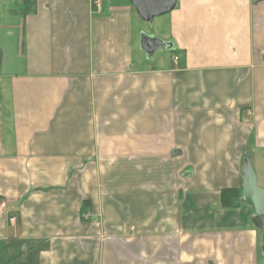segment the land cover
I'll return each instance as SVG.
<instances>
[{
  "label": "crops",
  "instance_id": "crops-1",
  "mask_svg": "<svg viewBox=\"0 0 264 264\" xmlns=\"http://www.w3.org/2000/svg\"><path fill=\"white\" fill-rule=\"evenodd\" d=\"M21 1L0 0V264H264L252 206L220 204L264 161V0H177L169 58L129 0Z\"/></svg>",
  "mask_w": 264,
  "mask_h": 264
},
{
  "label": "water",
  "instance_id": "water-1",
  "mask_svg": "<svg viewBox=\"0 0 264 264\" xmlns=\"http://www.w3.org/2000/svg\"><path fill=\"white\" fill-rule=\"evenodd\" d=\"M139 18L150 22L154 17L170 12L176 6L177 0H129ZM139 48L147 58L151 57L158 48L171 49L169 42L141 33L139 36ZM240 200L252 206L256 218L257 227L260 228V219L264 217V186L258 185L256 174L247 156L244 157L241 169ZM261 249L264 254V238Z\"/></svg>",
  "mask_w": 264,
  "mask_h": 264
},
{
  "label": "rangeland",
  "instance_id": "rangeland-1",
  "mask_svg": "<svg viewBox=\"0 0 264 264\" xmlns=\"http://www.w3.org/2000/svg\"><path fill=\"white\" fill-rule=\"evenodd\" d=\"M6 1H7V8H13V7L16 8L17 5H20V4H21L20 5L21 7L20 6L19 7L23 8L24 4L26 5V3H23L21 0H6ZM165 14H163V15H165ZM165 17L166 16H162V15L156 16L150 22H146L143 20H138V21L140 23V26H141L143 32H146L151 36L153 34H155V36H157V35H162L164 32H166V26L167 25H166V18ZM170 53H171V50L158 48L152 56H154V58H157L159 55H163V57L168 56V58H169ZM174 56H177V55H174ZM149 58H151V57H149ZM256 177H257L258 185L263 187L264 186V161L260 162L259 166L257 165ZM87 217H88V215H87ZM260 224H261L260 229H261L262 237H264V217H262L260 219ZM4 257H5L4 255L1 256V258H4ZM6 257H8V256H6ZM14 259L15 258H13V260ZM8 262H10V259L8 260ZM10 263H13V261H11Z\"/></svg>",
  "mask_w": 264,
  "mask_h": 264
},
{
  "label": "trees",
  "instance_id": "trees-1",
  "mask_svg": "<svg viewBox=\"0 0 264 264\" xmlns=\"http://www.w3.org/2000/svg\"><path fill=\"white\" fill-rule=\"evenodd\" d=\"M240 188H223L220 190V204L222 207H232L233 199L239 198L240 196Z\"/></svg>",
  "mask_w": 264,
  "mask_h": 264
},
{
  "label": "built area",
  "instance_id": "built-area-1",
  "mask_svg": "<svg viewBox=\"0 0 264 264\" xmlns=\"http://www.w3.org/2000/svg\"><path fill=\"white\" fill-rule=\"evenodd\" d=\"M95 5L97 7H99L101 5L100 3V0H96L95 1ZM177 56H173V60L176 61L177 60ZM3 209H4V204L2 201H0V214L3 212ZM7 220H8V223H14V221L16 220V217L15 216H7Z\"/></svg>",
  "mask_w": 264,
  "mask_h": 264
},
{
  "label": "flooded vegetation",
  "instance_id": "flooded-vegetation-1",
  "mask_svg": "<svg viewBox=\"0 0 264 264\" xmlns=\"http://www.w3.org/2000/svg\"><path fill=\"white\" fill-rule=\"evenodd\" d=\"M264 238V237H263Z\"/></svg>",
  "mask_w": 264,
  "mask_h": 264
}]
</instances>
